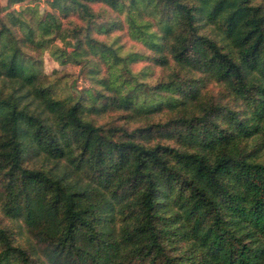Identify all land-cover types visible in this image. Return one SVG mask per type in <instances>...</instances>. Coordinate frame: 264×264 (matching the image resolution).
Returning <instances> with one entry per match:
<instances>
[{
  "label": "trees",
  "instance_id": "trees-1",
  "mask_svg": "<svg viewBox=\"0 0 264 264\" xmlns=\"http://www.w3.org/2000/svg\"><path fill=\"white\" fill-rule=\"evenodd\" d=\"M26 1L0 10V264H264V0Z\"/></svg>",
  "mask_w": 264,
  "mask_h": 264
},
{
  "label": "rangeland",
  "instance_id": "rangeland-1",
  "mask_svg": "<svg viewBox=\"0 0 264 264\" xmlns=\"http://www.w3.org/2000/svg\"><path fill=\"white\" fill-rule=\"evenodd\" d=\"M47 1L46 0H28L26 2H24V4L22 5H14L11 9L14 10H19L21 7L26 8H35L37 10V14L39 16H43V14L46 11H49V6L46 4ZM7 4V0H0V10L5 7ZM95 8H98L97 5H94ZM4 13H1L0 16H3ZM102 17L100 18L99 21H97L96 23V28H99L101 26H103L102 23H106L105 19H102ZM72 22L73 24H77V16L75 13H72L71 15L68 16V18L66 20H64V23H69ZM73 25H69V27H72ZM97 32V31H95ZM115 35V34H113ZM67 36V38L71 37L70 34H65V37ZM138 47V46H137ZM42 61H43V71L46 74H53L54 72H56L57 70L61 71L62 69H64L65 73L67 74V83L68 85H71L74 87V90H77L78 92L81 91H86L89 90L90 88V83L86 77L85 74V70L82 69L80 66H74L71 64H67L65 67H61L59 65H57L50 57L47 53L43 54L42 57ZM4 226L10 227V230L13 231V233H15V237L17 240H20L22 242V244H24L26 246V248L29 250V245L30 242L28 243L26 240L27 235L22 231H20L18 224H13V222L10 221H2ZM38 264H43L42 261L38 260L37 262Z\"/></svg>",
  "mask_w": 264,
  "mask_h": 264
}]
</instances>
